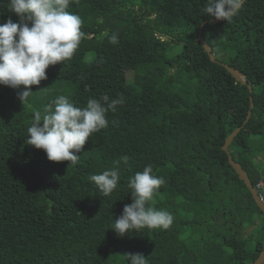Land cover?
Returning <instances> with one entry per match:
<instances>
[{
    "label": "trees",
    "instance_id": "obj_1",
    "mask_svg": "<svg viewBox=\"0 0 264 264\" xmlns=\"http://www.w3.org/2000/svg\"><path fill=\"white\" fill-rule=\"evenodd\" d=\"M205 3L76 0L67 11L82 18L85 37L74 56L50 65L27 103L17 98L23 86L0 85V264H129L126 253H142L148 264H248L258 256L264 216L222 145L240 127L229 149L264 198V0H246L218 22L205 16ZM9 18L18 20L0 0V23ZM104 31L118 43L101 39ZM199 33L221 62L246 74L251 93L209 59ZM47 85L53 97L36 95ZM60 95L81 108L103 95L125 101L109 110L108 126L90 136L75 166L28 145L35 111ZM149 164L165 179L149 204L174 222L119 237L111 228L132 202L129 178ZM117 166V188L104 196L89 178Z\"/></svg>",
    "mask_w": 264,
    "mask_h": 264
},
{
    "label": "clouds",
    "instance_id": "obj_2",
    "mask_svg": "<svg viewBox=\"0 0 264 264\" xmlns=\"http://www.w3.org/2000/svg\"><path fill=\"white\" fill-rule=\"evenodd\" d=\"M74 2L76 0H8V9L18 20L13 22L9 18L0 23V85L12 89L23 86L18 92L22 103H27L33 93L30 86H38L47 79L46 69L70 60L84 39L85 33L81 30L84 21L78 14L67 11ZM245 3L246 0H206L203 12L205 16L229 21L239 14ZM105 37L111 44L118 43L116 33L104 31L100 38ZM124 102L123 95L115 99L103 95L89 98L81 108L60 95L46 105L43 112L35 111L27 128L28 145L43 150L49 161H68L75 166L79 161L78 153L90 136L108 126L109 110L114 112L116 106ZM128 159L127 156L120 158L125 164ZM120 178L117 166L89 179L108 196L117 188ZM164 184L165 179L155 175L150 164L130 177L128 187L132 202L123 207L111 229L119 237L133 229H169L175 219L173 213L149 204ZM125 257L129 264H148L142 253H126Z\"/></svg>",
    "mask_w": 264,
    "mask_h": 264
},
{
    "label": "water",
    "instance_id": "obj_3",
    "mask_svg": "<svg viewBox=\"0 0 264 264\" xmlns=\"http://www.w3.org/2000/svg\"><path fill=\"white\" fill-rule=\"evenodd\" d=\"M210 21L212 22H218L221 20H217L216 18H212L210 19ZM198 38L200 43L202 44L205 52L207 53V55L209 56V59L212 62H216L219 63L221 65H223L226 70L231 74V76L236 80L239 81L242 84H247L248 90L251 93L252 92V86L249 82H247V78H246V74L243 73L242 71H240L239 69L232 67L226 63H223L220 61V57H216L214 55V53L212 52V49L210 47V45L208 44V42L204 39V37L201 35V33L198 34ZM249 100H250V106L249 109L247 111L246 117L243 121V124H245L250 116H251V109L253 107V101H252V96H249ZM240 130V127L235 128L224 140V143L222 145V150L225 151L227 153V158H228V162L229 164L232 166V168L235 170L238 178L240 180H242L244 182V184L246 185L247 189L250 191L256 205L259 207L260 211L262 212V215L264 216V200L260 197L257 189L254 187V185L252 184V182L250 181V178L247 174V172L242 168V166L240 165L239 162H237L231 154V149H229V145L232 142L233 138L236 136V134L238 133V131ZM264 262V240L262 243V248L258 254V256L251 261L248 264H262Z\"/></svg>",
    "mask_w": 264,
    "mask_h": 264
},
{
    "label": "rangeland",
    "instance_id": "obj_4",
    "mask_svg": "<svg viewBox=\"0 0 264 264\" xmlns=\"http://www.w3.org/2000/svg\"><path fill=\"white\" fill-rule=\"evenodd\" d=\"M164 39H166V37H164ZM85 59H86L87 61L90 60V58H89L88 55H86ZM84 63H85V64H88V62H86V61H85ZM172 71H173V69H172V70L169 69V72H172ZM133 77H134V73H133L132 71H128V72H126V79H127V81H130ZM70 84H72V82H71ZM66 86H67V85H66ZM54 88H55V86H49V85H47L46 87L37 90V91H36V95H40V96L45 97V98L53 97V96H54V95H53ZM19 91H22V89H19L18 92H19ZM62 91H63V90H62ZM63 93H64V95H66L68 92H67V90H64ZM17 98H18V93H17ZM18 99H19V98H18ZM254 140H255V139H254ZM256 159H260V158L257 157ZM259 220H260V219H259ZM259 220H256V221L254 222V226L257 225V223L259 222ZM251 229H252V226H250V225H249V226H246V227H243L241 233H243V234L246 235L249 231H251ZM248 246L251 247L252 244H250V245H248Z\"/></svg>",
    "mask_w": 264,
    "mask_h": 264
},
{
    "label": "built area",
    "instance_id": "obj_5",
    "mask_svg": "<svg viewBox=\"0 0 264 264\" xmlns=\"http://www.w3.org/2000/svg\"><path fill=\"white\" fill-rule=\"evenodd\" d=\"M262 264H264V262Z\"/></svg>",
    "mask_w": 264,
    "mask_h": 264
}]
</instances>
